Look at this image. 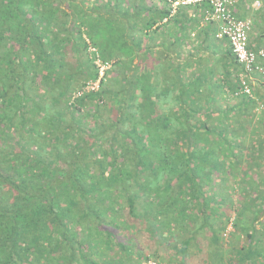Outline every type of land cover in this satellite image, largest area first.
Instances as JSON below:
<instances>
[{
  "label": "trees",
  "instance_id": "obj_1",
  "mask_svg": "<svg viewBox=\"0 0 264 264\" xmlns=\"http://www.w3.org/2000/svg\"><path fill=\"white\" fill-rule=\"evenodd\" d=\"M143 4L0 0V264H219L229 225L264 264V133L204 113L202 73L156 78Z\"/></svg>",
  "mask_w": 264,
  "mask_h": 264
},
{
  "label": "crops",
  "instance_id": "obj_2",
  "mask_svg": "<svg viewBox=\"0 0 264 264\" xmlns=\"http://www.w3.org/2000/svg\"><path fill=\"white\" fill-rule=\"evenodd\" d=\"M143 1L145 10L142 12L141 20L151 17L153 12L156 16L151 29L144 28L140 34L150 38L146 39L143 52H152V55H148L152 56L151 59L145 57L147 60H154V68L157 70L156 78L161 82L162 79L178 75L184 78V83L189 84L194 81L196 74L202 73L205 85L204 96L212 91L213 95H211L217 100L214 110L208 111V108H204V113L210 112L214 119L217 117L222 119L226 116L228 118L226 125L240 126L242 130L244 127H250L251 130L264 133V78L259 75L249 77V83L253 86L257 99L253 102L254 105L245 102L240 104L241 102L238 101L240 99L235 100L231 97L240 67L225 66V57L229 54V43L226 39L216 38L215 25L203 23L204 6L179 7L176 16L173 17L167 2ZM233 9L236 17L250 22L248 44L251 48L258 49L264 42V0H234ZM168 11L172 17L170 20L168 16H165ZM147 20L144 24H147ZM233 117L236 120H232ZM258 162L264 164V155ZM240 243L241 241L236 244L239 246ZM229 257L227 254H222L219 264L232 261ZM194 258L199 259L195 256ZM192 264L208 263L205 258H202Z\"/></svg>",
  "mask_w": 264,
  "mask_h": 264
},
{
  "label": "built area",
  "instance_id": "obj_3",
  "mask_svg": "<svg viewBox=\"0 0 264 264\" xmlns=\"http://www.w3.org/2000/svg\"><path fill=\"white\" fill-rule=\"evenodd\" d=\"M165 1L171 9V15L175 14L179 7L189 5H203L202 20L205 24H213L217 27L216 38L226 39L230 49L237 61L241 65L243 73L239 75V87L233 93L234 96H245L254 99L252 90L249 87L248 77L256 72H264V67L257 62V58L262 57L264 61V45L257 53L248 48V30L249 21L236 17L233 9L234 0H158ZM99 67V74L102 77L110 64L100 61L96 62ZM98 88V82L86 87V90H95ZM231 230L229 225L223 236L227 238ZM143 264H156L148 261Z\"/></svg>",
  "mask_w": 264,
  "mask_h": 264
},
{
  "label": "rangeland",
  "instance_id": "obj_4",
  "mask_svg": "<svg viewBox=\"0 0 264 264\" xmlns=\"http://www.w3.org/2000/svg\"><path fill=\"white\" fill-rule=\"evenodd\" d=\"M227 229V228H226ZM231 231V230H230ZM230 231L228 232V233H230ZM131 232H133V230H130V233ZM164 236L162 235V237L161 238H163ZM206 237H209L208 236V234L206 235ZM128 238V237H127ZM126 237H125V239H127ZM143 239L145 240V238L143 237ZM239 241H242V240H239V239H235L234 237H232L231 236V234L230 235H227V238H225L224 236L222 237V240H220V245L223 247V250H222V252L221 253H223V254H226L224 251L227 249V248H225V246L228 244V245H234V244H236V243H238ZM159 243H161V240H158L157 239V241H156V244H159ZM167 242L165 241V242H163V244H162V248H165L167 245ZM209 245L211 246V243H209ZM211 250H213V252H218V250L217 249H219V248H217L216 246L214 247V246H211V248H210ZM133 253L134 254H132L131 255V257H130V261L131 262H134V261H136L138 258V256L136 255V253L133 251ZM222 255V254H221ZM232 261H234L233 262V264H238L237 262V259L235 258V259H232ZM143 263H146V262H143ZM169 264H174L173 262H170Z\"/></svg>",
  "mask_w": 264,
  "mask_h": 264
}]
</instances>
